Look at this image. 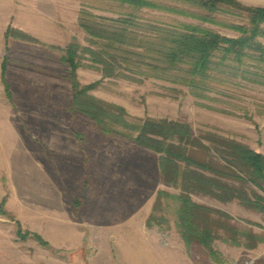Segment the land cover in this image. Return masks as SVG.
Instances as JSON below:
<instances>
[{
    "label": "rangeland",
    "instance_id": "1",
    "mask_svg": "<svg viewBox=\"0 0 264 264\" xmlns=\"http://www.w3.org/2000/svg\"><path fill=\"white\" fill-rule=\"evenodd\" d=\"M75 1L69 0L62 11L66 18L56 19L53 27L34 23L30 33L13 25L9 38L8 29L5 33L13 100L0 83V204L6 211L0 215V264H136L140 255L143 264H264V213L236 200L222 203L193 195L194 202L231 217L240 247L215 242L220 262L197 245L189 248L179 228L180 191L163 184L159 155L104 134L93 120L73 110L69 68L61 57L73 42L96 49L75 17L83 2L78 0L77 10ZM234 1L264 8V0ZM86 4L97 16L116 17L104 2ZM144 12L160 22H184L230 38L238 34L226 25H248L246 15L220 16L213 25ZM3 55L5 50L0 60ZM77 75L82 85L102 79L95 69H79ZM230 93L232 97L211 95L197 101L183 87L116 79L102 81L90 92L123 108L129 123L148 118L180 122L206 145L207 135L214 134L264 155V88L245 84ZM228 183L264 196V186ZM160 191L166 195L154 209ZM19 230L39 234L47 246L32 236L21 239ZM253 244L255 248H247Z\"/></svg>",
    "mask_w": 264,
    "mask_h": 264
},
{
    "label": "trees",
    "instance_id": "2",
    "mask_svg": "<svg viewBox=\"0 0 264 264\" xmlns=\"http://www.w3.org/2000/svg\"><path fill=\"white\" fill-rule=\"evenodd\" d=\"M97 1L108 4V10L116 17L93 14L86 3ZM82 2L78 24L96 49L73 42L61 57V63L69 68L73 110L93 120L104 134L127 139L159 155L163 184L180 191L179 228L185 245H197L220 262L214 243L223 241L240 247L238 232L230 225L229 215L194 202L192 196H208L222 203L236 200L245 208L264 213V196L255 191L250 195L228 183L234 180L262 188L264 155L214 134L207 135L210 145H206L180 122L148 118L129 123L123 108L97 99L90 92L109 79L138 84L156 80L186 88L197 101H206L211 95L232 97L230 92L245 84L264 88V8H247L234 0ZM144 11L213 25L219 24L220 16L246 15L248 25H226L238 34L237 38H230L184 22H160V18H152ZM11 33L8 29L6 37ZM83 68L98 71L101 81L82 85L77 71ZM7 70L5 59L2 82L12 102ZM165 195L158 192L154 209ZM75 206L79 208L77 202ZM0 215H6L2 204ZM152 220L153 215L148 226ZM18 234L23 240L32 236L47 246L39 234H22L20 230ZM255 244L247 248L253 249Z\"/></svg>",
    "mask_w": 264,
    "mask_h": 264
},
{
    "label": "crops",
    "instance_id": "3",
    "mask_svg": "<svg viewBox=\"0 0 264 264\" xmlns=\"http://www.w3.org/2000/svg\"><path fill=\"white\" fill-rule=\"evenodd\" d=\"M66 2V4H64ZM69 0H0V50L1 55H3L0 60V83L2 84V65L4 62V58L7 55L6 49H8V45L5 39V33L9 26L15 25L22 29L23 31H28L30 33H34L31 30V25L37 23V25L43 24V26L47 25L48 27H53V23H56V19L63 18L67 16V13L63 14L62 11L68 8ZM76 9L78 10V0H76ZM75 17H78L76 14ZM48 19L50 22H47ZM52 20V22H51ZM54 20V21H53ZM25 26H24V25ZM47 28V27H46ZM36 35V34H35ZM7 70V75H8ZM3 93L6 96V90L4 85ZM149 216V215H148ZM146 220V219H145ZM126 241H129L125 237ZM136 264H143L141 260L142 256L140 255V260L135 256ZM139 261V262H138Z\"/></svg>",
    "mask_w": 264,
    "mask_h": 264
}]
</instances>
